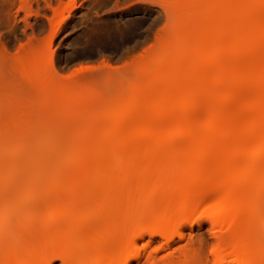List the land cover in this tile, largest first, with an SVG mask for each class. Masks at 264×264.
<instances>
[{"label":"bare ground","instance_id":"bare-ground-1","mask_svg":"<svg viewBox=\"0 0 264 264\" xmlns=\"http://www.w3.org/2000/svg\"><path fill=\"white\" fill-rule=\"evenodd\" d=\"M20 1L0 0V38L9 43L19 31L11 13ZM170 5L177 24L171 44L202 80L178 75L168 81L172 91L159 102L153 119L138 103L131 114L124 113L123 105L110 110L109 136L142 123L149 127L140 132L147 139L128 133L101 159L86 151L68 166L55 165L56 179L27 187L22 179L30 174L29 165L22 173L14 168L0 182V205L18 201L0 225L1 240L14 238L10 250L27 249V254L0 259V264H264V238L259 236L264 228V151L248 155L259 141L264 148V0H170ZM210 50L214 53L203 61L200 55ZM32 78L45 86L38 73ZM196 84L204 88L206 99L192 97L184 111L166 107ZM5 114L0 106V121ZM100 120L90 122L97 126ZM163 130L168 133L155 140ZM75 141L72 153L90 138ZM26 150L15 147V157L0 160L17 164L18 154L25 156ZM165 158L200 160L201 170L170 173L151 185L146 174L132 172ZM211 200L218 203L207 210ZM31 210L37 212L34 217L16 222ZM186 229L196 233L179 245ZM156 237L161 239L157 246Z\"/></svg>","mask_w":264,"mask_h":264},{"label":"rangeland","instance_id":"rangeland-1","mask_svg":"<svg viewBox=\"0 0 264 264\" xmlns=\"http://www.w3.org/2000/svg\"><path fill=\"white\" fill-rule=\"evenodd\" d=\"M11 15L19 31L10 43L0 38V106L6 111L0 121V157H15L14 148L18 146L27 150L25 156L18 154L17 164L0 160V182L8 179L14 168L22 173L27 165L30 174L22 179L25 187L33 181L54 180L58 176L55 165L68 166L86 151L101 159L103 151L120 144L128 133L138 140L147 139L149 135L140 132L149 127L142 123L109 136L113 126L110 110L123 105L124 113L131 114L137 106L153 119L159 102L172 91L168 81L178 75L186 80H202L201 73L188 70L186 56L180 57V50L171 44L177 24L170 0H21ZM213 53L210 50L200 58L206 61ZM177 64L183 65L180 71L175 68ZM37 73L45 80L43 88L41 80L32 78ZM216 80L217 76H212L211 81ZM199 95H206L199 84L187 86L182 96L177 95L175 103L166 107L172 112L184 111L192 97ZM137 96L142 98L131 100ZM96 117L101 122L93 126L90 120ZM166 133L163 130L153 138L160 140ZM84 137L90 142L72 153L75 140ZM62 140L64 146L55 149L53 145ZM262 146L259 141L248 155L259 156L264 151ZM196 169L201 170L200 160L185 163L165 158L154 167L143 165L132 172L146 174L147 184L151 185L157 177ZM242 172L243 168L237 175ZM93 174L98 175L97 169ZM104 174L110 176L109 171ZM213 176L216 178L207 175ZM185 201L180 200L176 209ZM17 202L0 205V225ZM217 203L211 200L205 208L212 210ZM36 214L34 210L23 212L16 222ZM185 232L179 245L186 243L189 233H196L189 229ZM259 236L264 238V228ZM1 237L0 233V259L26 256L27 249L10 250L14 238L2 241ZM160 240L156 237L155 246Z\"/></svg>","mask_w":264,"mask_h":264}]
</instances>
